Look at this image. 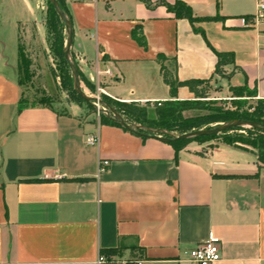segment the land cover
Instances as JSON below:
<instances>
[{"label":"crops","instance_id":"obj_1","mask_svg":"<svg viewBox=\"0 0 264 264\" xmlns=\"http://www.w3.org/2000/svg\"><path fill=\"white\" fill-rule=\"evenodd\" d=\"M176 1L196 18L217 19L196 24L205 36L161 4ZM64 3L72 58L90 82L97 69L109 71L101 89L114 101L172 98L159 55L179 81L216 78L212 48L235 55L225 68L231 76L221 79L256 88L264 100V22H249L264 0ZM35 4L0 0V264H99L101 256V264H187V252L212 236L220 264H264V167L253 153L226 144L176 152L170 142L85 118L76 106L19 112L20 26ZM177 98L194 95L181 87ZM94 134L98 147L86 144ZM100 158L110 166L98 175Z\"/></svg>","mask_w":264,"mask_h":264},{"label":"trees","instance_id":"obj_2","mask_svg":"<svg viewBox=\"0 0 264 264\" xmlns=\"http://www.w3.org/2000/svg\"><path fill=\"white\" fill-rule=\"evenodd\" d=\"M62 10L68 15L69 12L68 9L65 6L64 0H57ZM147 3V2H146ZM49 7H50V16L47 21V28H48V38L51 43V50L55 56V59L58 61L61 71V80L66 87H68L70 90L73 89V79L71 75V70L69 67L68 62L65 59L64 56V46L66 42V34H65V25L59 18L58 14L56 13L54 7L52 4L48 1ZM164 5L167 10L175 15L178 19H186L190 22V24L193 26L194 31L197 33H201L203 36H205L203 29L196 28V24L208 22V21H214L217 20L215 18H196L193 14L192 9L184 2L182 1H176L174 4H167L165 2L161 3ZM70 18V17H69ZM134 39L138 41L142 46L146 47V42L142 35L138 36L136 32H134ZM212 48V47H211ZM213 52L216 55L217 58V64L214 72V76H219L221 78L227 79L231 75L227 76V73L225 71V68L228 66H235V55L233 53L229 52H218L212 48ZM19 58L21 59V62L23 63V69L22 72L25 76V78H29L30 71H29V63L26 59L23 52H21L19 48ZM73 60L78 67L77 62L75 61V58L73 57ZM158 60L162 63V75L164 78V81L166 84L170 87V92L172 98L166 102H160V103H143L146 108L150 109V115L147 114L146 110L140 109L138 106H140V103H120L117 101L112 100L106 95H101L106 102L110 103L109 105H116V111L122 116V118L132 124H140L143 126H146L150 129H156V130H168L169 132H175L180 131V135L202 130L204 127H206V124H209L210 118L209 117H194L189 119H184L181 115L182 112H185L190 109L191 105L197 100V99H206L207 95L206 93L202 92L199 87L203 85L204 83L208 82V80H199V79H191L187 81H179L178 78L175 76L174 72L171 71L166 65L165 61L166 59L159 55ZM79 71V68H78ZM79 76L81 78V81H84L89 88H91L92 93L96 91V85L90 82L87 79H83L81 72L79 71ZM20 86H22V81H19ZM181 87H186L189 89V91L194 95L195 101H181L177 98L178 89ZM242 91H245L248 93L249 97H257V90L250 89L248 86H242L240 87ZM79 96V95H78ZM80 97V96H79ZM81 98V97H80ZM82 99V98H81ZM83 100V99H82ZM88 104V103H87ZM92 107V105L88 104ZM41 106L48 109H53L47 102L44 100H41L40 103H33L28 104L25 103L22 98L19 102L18 110L19 112L23 111L24 109L30 108V107H36ZM126 107V108H125ZM93 108V107H92ZM125 108V109H124ZM223 122L227 121H234V120H245V121H251L256 122L264 125V100L258 99L253 111L248 114L247 116H236V115H228L224 117ZM100 123L102 125H112L117 126L120 128V125L115 123L110 117H102L100 118ZM124 129V128H123ZM239 131H245L246 135L243 133H239ZM134 133V132H133ZM143 137L148 136H159L162 134H154L152 132L146 131V130H139L138 133H136ZM218 135L213 136H204L199 137L195 140H182V141H172L170 142L176 152L181 151L188 143L190 142H205L208 139H213ZM223 139L222 143L226 144L228 146H232L235 148L247 150L248 148H252L253 154L257 157V162L260 165V167H264V132L257 130V129H234L230 132L222 134ZM167 139H172L169 136H165ZM257 152V153H255ZM39 181V180H38ZM33 182V181H32Z\"/></svg>","mask_w":264,"mask_h":264},{"label":"rangeland","instance_id":"obj_3","mask_svg":"<svg viewBox=\"0 0 264 264\" xmlns=\"http://www.w3.org/2000/svg\"><path fill=\"white\" fill-rule=\"evenodd\" d=\"M49 16L50 7L48 0H36L33 14L29 16V20L25 24L20 26L18 45L21 52H23L26 59L28 60L30 71L29 78H25L22 72L23 63L21 62V59L18 58L17 73L18 80L22 81V100L28 104L40 103L41 100H44L53 109L63 113L67 112L69 107L76 106L81 108L83 117L86 118L92 116L99 121L101 116L109 117V114L113 116L109 109H107L104 105H97L101 111L99 114L98 110L94 109L93 106L92 108L84 100H82L74 89V81L72 84V90L63 84L60 77L61 71L58 67L59 63L55 59V56L51 50V43L48 38L47 21ZM228 75L229 74H227V76ZM82 77L83 79H86L83 75ZM81 82L82 91L86 96L99 98L104 103L108 105L110 104L98 94L96 82H93L96 85L95 93H92L91 88H89V86L84 81ZM99 85L102 86V81ZM199 89L206 93L207 98L197 99L196 101L194 98L193 100L195 102L193 105H191L190 109L182 112L181 115L184 119L194 117H209L211 120L209 124H206L204 129H213L217 126L228 123L229 121L223 122L221 119L230 114L236 116H247L253 111L258 101L257 97H249L248 93L242 91L240 87L228 85L219 76L210 79L208 82L201 85ZM119 105L121 104H118V106ZM128 105H130V103H128ZM139 105L140 106L138 107L140 109L146 110L147 114L150 115V109L146 108L144 104L140 103ZM109 106L115 111L118 107H115L116 105L112 104ZM132 125L141 126L145 128L143 130L157 135L162 134L159 136L164 138L165 136H169L170 138L174 139L176 136L181 134L180 131L169 132L168 130L150 129L146 126L136 123H132ZM239 133L246 135L245 131H239ZM222 139L223 136L220 134L213 139L206 140L203 143L190 142L187 145L193 144L195 146L201 147L200 151L203 153L209 151L211 152L217 147L218 144H223ZM252 151V148H248L247 152L253 153ZM136 261L139 260L135 259L134 261H131V263Z\"/></svg>","mask_w":264,"mask_h":264},{"label":"water","instance_id":"obj_4","mask_svg":"<svg viewBox=\"0 0 264 264\" xmlns=\"http://www.w3.org/2000/svg\"><path fill=\"white\" fill-rule=\"evenodd\" d=\"M52 6L54 7L56 13L58 14L59 18L65 25V33H66V42L64 46V56L66 61L69 64L73 81H74V89L76 93L88 104L92 105L94 109L99 111L98 104L99 105H104L107 109H109L110 113L113 115L111 116L110 114L108 115L115 123L126 129L127 131L138 133L140 129H145L141 126L138 125H132L128 122H126L122 116L112 109L108 104L104 103L102 100L99 98H93V97H88L86 96L83 91H82V82L80 80L79 72H78V67L76 66L72 55H71V48L73 45V37H74V30H73V25L72 22L70 21L68 15L62 10L60 7L59 3L57 0H48ZM239 128H253L257 129L260 131L264 132V125L256 122H251V121H245V120H234L231 122H228L226 124L217 126L213 129H203V130H197V131H192L183 135H178L174 139H167L161 136H148V137H154L158 138L160 140L166 141V142H172V141H182V140H195L199 137H204V136H213V135H220L224 134L227 132H230L234 129H239Z\"/></svg>","mask_w":264,"mask_h":264},{"label":"built area","instance_id":"obj_5","mask_svg":"<svg viewBox=\"0 0 264 264\" xmlns=\"http://www.w3.org/2000/svg\"><path fill=\"white\" fill-rule=\"evenodd\" d=\"M86 1V0H82ZM253 24L259 22H264V3L258 5L257 13L252 17L251 21ZM245 25L248 26V21L245 22ZM110 74L109 71L101 72L96 70L95 76L92 78V82H96L98 88V94L105 95L104 91L99 85L102 80V75ZM100 109L98 113L100 114ZM100 143L99 134L89 135L86 137V144L91 147H98ZM110 166V162L106 159L100 158L98 160V175L105 173ZM187 264H220L222 261L221 257V242L216 237H209L206 241L200 243L199 245L193 247L187 252ZM106 261L104 256H101L98 263L101 264ZM131 264H145L144 261L139 260L132 262Z\"/></svg>","mask_w":264,"mask_h":264}]
</instances>
